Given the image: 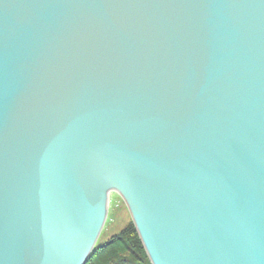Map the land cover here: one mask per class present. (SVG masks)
<instances>
[{
  "label": "water",
  "instance_id": "95a60500",
  "mask_svg": "<svg viewBox=\"0 0 264 264\" xmlns=\"http://www.w3.org/2000/svg\"><path fill=\"white\" fill-rule=\"evenodd\" d=\"M113 192L150 264H264V0H0V264H86Z\"/></svg>",
  "mask_w": 264,
  "mask_h": 264
},
{
  "label": "trees",
  "instance_id": "16d2710c",
  "mask_svg": "<svg viewBox=\"0 0 264 264\" xmlns=\"http://www.w3.org/2000/svg\"><path fill=\"white\" fill-rule=\"evenodd\" d=\"M86 264H150V262L130 221L121 232L96 245Z\"/></svg>",
  "mask_w": 264,
  "mask_h": 264
},
{
  "label": "rangeland",
  "instance_id": "374dc122",
  "mask_svg": "<svg viewBox=\"0 0 264 264\" xmlns=\"http://www.w3.org/2000/svg\"><path fill=\"white\" fill-rule=\"evenodd\" d=\"M131 221L130 214L121 200L116 194L112 193L109 200L108 216L104 227L100 233L97 245L105 242L111 236L118 234ZM132 222V221H131Z\"/></svg>",
  "mask_w": 264,
  "mask_h": 264
}]
</instances>
